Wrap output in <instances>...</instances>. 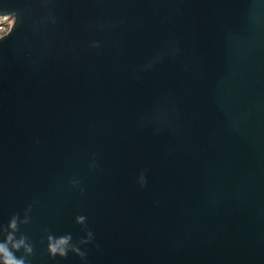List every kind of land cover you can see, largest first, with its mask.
<instances>
[{"label":"water","instance_id":"obj_1","mask_svg":"<svg viewBox=\"0 0 264 264\" xmlns=\"http://www.w3.org/2000/svg\"><path fill=\"white\" fill-rule=\"evenodd\" d=\"M26 6L0 0L21 13L10 40ZM62 7L74 55L58 35L38 71L0 66V225L33 204L30 264H264V0L258 20L252 0ZM101 15L126 23L86 27ZM168 41L180 54L140 71ZM79 215L86 260L50 259L47 232L79 241Z\"/></svg>","mask_w":264,"mask_h":264},{"label":"clouds","instance_id":"obj_2","mask_svg":"<svg viewBox=\"0 0 264 264\" xmlns=\"http://www.w3.org/2000/svg\"><path fill=\"white\" fill-rule=\"evenodd\" d=\"M26 8L24 18L21 23V34L12 38V32L16 27L19 12H9L0 15V19H7L11 22V28L8 32L0 34V66L6 65L10 59L18 60L28 64L30 68L38 71L43 61L54 52L56 47V37H61V43L65 44L64 52L67 55H74L75 47L71 44L66 27L64 26V12L62 5L66 0H25ZM97 4L104 3V0H94ZM253 7L250 14L253 19H259V11L255 8V0H252ZM126 23L125 18L115 21L107 20L103 15L94 20H89L86 27L89 29L105 31L110 27H116ZM102 47L100 40L93 39L88 42L90 50H99ZM180 48L175 41H168L166 47L157 53L147 63L140 66V71H148L155 63H158L165 56L175 58L180 54ZM176 109L173 106L172 112ZM165 118L168 113H165ZM97 167L95 156L89 163V169L95 170ZM137 183L141 188L146 184L144 172H140L137 177ZM69 185L73 190L81 194L85 192L83 182L78 177L69 180ZM35 203V201H33ZM33 204H29L23 216L19 213L13 214L7 225H0V264H30V257L34 254V245L30 238L24 234H19L21 225H27L30 222V213ZM76 224L81 226L84 236L77 242L73 241L71 233L55 235L47 232L45 236V251L50 259L59 257L66 259L69 253L79 257L82 261L86 260L87 253L82 250L83 246L93 243L94 234L87 228V218L79 215L75 218ZM21 253V255H17Z\"/></svg>","mask_w":264,"mask_h":264},{"label":"built area","instance_id":"obj_3","mask_svg":"<svg viewBox=\"0 0 264 264\" xmlns=\"http://www.w3.org/2000/svg\"><path fill=\"white\" fill-rule=\"evenodd\" d=\"M10 28H11V22L9 20H7L6 18L0 19V34L8 32Z\"/></svg>","mask_w":264,"mask_h":264}]
</instances>
